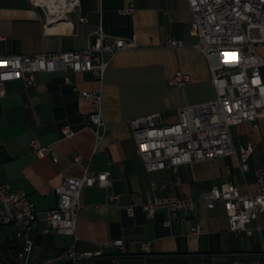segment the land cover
Listing matches in <instances>:
<instances>
[{
	"label": "crops",
	"instance_id": "1",
	"mask_svg": "<svg viewBox=\"0 0 264 264\" xmlns=\"http://www.w3.org/2000/svg\"><path fill=\"white\" fill-rule=\"evenodd\" d=\"M79 2L67 20L48 22L28 0H0V56L81 51L97 31L135 37L139 44L120 51L102 81L68 70L39 73L35 86L22 81L6 84V94L0 98V182L26 194L42 213L57 206L56 188L65 177H82L86 166L92 176L109 173L107 187L81 191L78 239L44 234L36 227L28 234L33 242L28 264L49 260L70 264L62 255L71 247L101 253L80 264H264V212L248 226L251 236L245 232L237 236L229 231L221 203L211 210L198 203L196 214L185 219L166 211L149 219L142 210L149 197L196 198L223 183L236 185L241 193H256V170L264 164V113L256 123L231 127L236 149L232 156L184 164L173 173L148 172L137 153L131 119L161 112L168 122H175L178 109L217 97L209 62L191 34L194 17L187 0ZM80 15L84 23L78 22ZM169 37L182 46L167 47ZM257 52L264 59V45ZM177 73L190 80L182 86L170 85ZM100 90L106 133L97 143L86 123L91 101L85 95ZM66 129L72 135L66 136ZM33 140L50 147L51 153H35ZM246 146L252 152L248 170L242 171L241 149ZM75 155L81 156V163L74 161ZM195 223L203 231L198 238L190 235ZM15 231L13 226L0 227V261L16 259L21 250ZM114 240H122L125 250L108 245ZM143 242L150 246L147 255Z\"/></svg>",
	"mask_w": 264,
	"mask_h": 264
},
{
	"label": "built area",
	"instance_id": "2",
	"mask_svg": "<svg viewBox=\"0 0 264 264\" xmlns=\"http://www.w3.org/2000/svg\"><path fill=\"white\" fill-rule=\"evenodd\" d=\"M28 2L40 9L48 22L67 20L80 5L79 0ZM187 3L194 17L191 34L198 38V47L209 62L217 97L178 109L175 122H168L161 112L129 121L137 153L148 172L170 170L176 173L177 168L184 164L234 155L236 149L231 127L244 122L256 123L264 113V59L257 52V47L264 45V0H187ZM85 20L82 15L78 18L79 23ZM165 45L179 48L182 42L169 37ZM138 47L135 37H112L97 31L81 51L0 56V98L5 96L8 82L22 81L27 86H35L37 74L42 72L71 70L88 73L95 80L102 81L110 61L120 51ZM189 80L188 75L177 73L169 84L182 86ZM85 96L91 101V112L86 123L95 132L97 143H100L106 133L103 93L101 90L93 91ZM65 135H72V131L66 129ZM31 148L40 156L51 153V148L42 147L38 140L31 141ZM251 152L250 146L241 149L242 171L248 170ZM74 161L81 163V156L75 155ZM84 169L82 177H65L62 180L56 188L57 206L42 213L36 210L26 194L15 192L9 185L0 182V227H15V240L21 244L16 259H4L0 264H28L33 247L28 234L36 227L44 234L78 239L82 189L95 185L107 187L110 183L109 173L92 176L88 166ZM256 183V193H241L236 185L223 183L202 191L196 198L175 195L149 197L142 210L149 219L154 218L158 211L180 214L185 219L188 215L196 214L198 203L210 210L221 203L228 217L229 231L237 236L243 232L251 236L253 231L248 226L259 213L264 212V164L256 170ZM132 212L133 208L130 207L128 213ZM169 224V221L164 222L165 226ZM202 232L199 223L190 229L193 238H198ZM108 245L125 250L122 240L111 241ZM142 249L144 254H149V243L143 242ZM100 255L77 252L71 247L63 253L62 258L70 264H80ZM117 260L115 257L114 261ZM45 264H54V261L49 260Z\"/></svg>",
	"mask_w": 264,
	"mask_h": 264
}]
</instances>
